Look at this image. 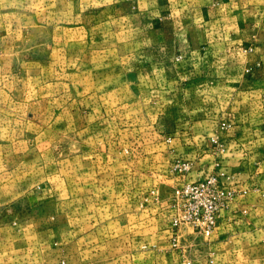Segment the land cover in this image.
Returning <instances> with one entry per match:
<instances>
[{
	"label": "crops",
	"instance_id": "1",
	"mask_svg": "<svg viewBox=\"0 0 264 264\" xmlns=\"http://www.w3.org/2000/svg\"><path fill=\"white\" fill-rule=\"evenodd\" d=\"M43 1L38 26L58 40L53 62L39 56V102L76 114L78 149L70 195L32 192L34 206L56 201V228L41 234L30 216L0 228V264H264V0ZM15 42L8 80L21 79ZM177 159L184 180L221 170L238 192L210 238L184 228L183 248L155 202L180 180Z\"/></svg>",
	"mask_w": 264,
	"mask_h": 264
},
{
	"label": "rangeland",
	"instance_id": "2",
	"mask_svg": "<svg viewBox=\"0 0 264 264\" xmlns=\"http://www.w3.org/2000/svg\"><path fill=\"white\" fill-rule=\"evenodd\" d=\"M46 4L49 2L43 0H0V38L4 40V49L0 51V228L12 226L10 234L16 230L14 228L19 225L18 218L21 216L36 217L37 225L34 228L41 234L56 228L55 221H52L58 209L56 201L54 204L34 206L32 192L38 186L51 184L58 191V202L62 200V196L66 198L70 195V192L65 191L72 181L70 157L78 149L74 145V139L76 142L75 137L78 136L74 130L76 114L62 112V107L56 105L54 97L41 98L43 100L39 102V56L43 54V59L48 58V62H53L56 55L53 42L58 40L53 27L42 29L38 26V15L42 14L44 17L43 9ZM62 4L65 7V2ZM95 4L102 2L96 1ZM65 19L66 17H61V20ZM14 40L18 45V53L11 54L10 58H16L14 74L21 79L8 80L7 74L13 69H7L6 46L9 41ZM43 43L46 46L40 49L44 46ZM27 57L33 59L35 64L27 66L26 73H23L22 59ZM49 67L47 65V77L54 79V70ZM54 89H47L46 92L53 93ZM78 116L82 117L81 114ZM128 149H125L126 153H129ZM183 161L177 159L173 163V173L180 177L175 186L172 189L161 186L155 194V197L158 196L155 202L159 204V213L165 217L167 209L170 210L171 222L177 213L175 205L178 199L175 190L187 182L184 176L189 172L183 173L176 168L175 165ZM145 180L144 178V185L150 183H145ZM146 198L147 195L144 194V202ZM165 201L167 205L163 206ZM186 226L181 228L180 236ZM170 229L174 235L175 231L172 227ZM144 236L148 235L144 233Z\"/></svg>",
	"mask_w": 264,
	"mask_h": 264
},
{
	"label": "built area",
	"instance_id": "3",
	"mask_svg": "<svg viewBox=\"0 0 264 264\" xmlns=\"http://www.w3.org/2000/svg\"><path fill=\"white\" fill-rule=\"evenodd\" d=\"M178 171L188 172L190 163L179 162L175 165ZM225 172L217 170L205 179L187 181L176 188L177 213L172 219V228L175 231L172 244L175 248H183L180 243L179 232L183 226H190L202 238H210L218 226L221 211L226 210L238 196L237 190L224 179ZM183 264H193L192 258L186 257Z\"/></svg>",
	"mask_w": 264,
	"mask_h": 264
}]
</instances>
